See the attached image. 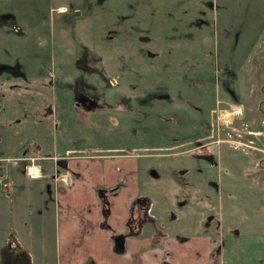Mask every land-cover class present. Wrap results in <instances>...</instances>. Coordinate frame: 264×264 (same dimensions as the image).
I'll list each match as a JSON object with an SVG mask.
<instances>
[{"label":"rangeland","instance_id":"374dc122","mask_svg":"<svg viewBox=\"0 0 264 264\" xmlns=\"http://www.w3.org/2000/svg\"><path fill=\"white\" fill-rule=\"evenodd\" d=\"M256 56L264 0H0V165L23 181L9 175L0 195L33 207L24 146L136 156L144 188L132 212L148 213L149 227L166 212L170 228L264 236ZM35 253L0 247V264H36Z\"/></svg>","mask_w":264,"mask_h":264},{"label":"crops","instance_id":"0c3cea01","mask_svg":"<svg viewBox=\"0 0 264 264\" xmlns=\"http://www.w3.org/2000/svg\"><path fill=\"white\" fill-rule=\"evenodd\" d=\"M24 147L19 173L37 196L29 210L22 195L14 200L13 194L0 195L6 215L0 218V247L36 252L30 256L36 264L50 256L51 264H255L264 256V236L257 230L233 232L223 223L213 231L170 228L173 220L166 212L163 223L155 213L158 225L149 227L148 213L132 212L144 188L137 179L141 167L136 156L59 155L49 149L50 143L47 150ZM59 168L64 177L50 186L45 175L58 174ZM0 169L11 176V185L12 180L15 187L22 181L15 180L7 164ZM47 186L52 187L50 203Z\"/></svg>","mask_w":264,"mask_h":264},{"label":"trees","instance_id":"16d2710c","mask_svg":"<svg viewBox=\"0 0 264 264\" xmlns=\"http://www.w3.org/2000/svg\"><path fill=\"white\" fill-rule=\"evenodd\" d=\"M254 63L256 64V67L254 71L256 70V74L254 77V80L256 84H261L262 82V73L264 72V59H259L258 56L254 57Z\"/></svg>","mask_w":264,"mask_h":264},{"label":"built area","instance_id":"2783aa9c","mask_svg":"<svg viewBox=\"0 0 264 264\" xmlns=\"http://www.w3.org/2000/svg\"><path fill=\"white\" fill-rule=\"evenodd\" d=\"M8 184V175L0 172V190H4Z\"/></svg>","mask_w":264,"mask_h":264},{"label":"bare ground","instance_id":"6f19581e","mask_svg":"<svg viewBox=\"0 0 264 264\" xmlns=\"http://www.w3.org/2000/svg\"><path fill=\"white\" fill-rule=\"evenodd\" d=\"M229 113L231 114V113H233V112H232V111H228V114H229Z\"/></svg>","mask_w":264,"mask_h":264}]
</instances>
